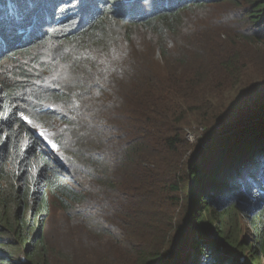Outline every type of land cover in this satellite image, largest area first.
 I'll list each match as a JSON object with an SVG mask.
<instances>
[{"label": "trees", "instance_id": "16d2710c", "mask_svg": "<svg viewBox=\"0 0 264 264\" xmlns=\"http://www.w3.org/2000/svg\"><path fill=\"white\" fill-rule=\"evenodd\" d=\"M126 27L147 45L111 44ZM253 62L264 76V0H0V264H98L74 249L88 231L104 264H264V99L241 91ZM24 114L71 123L52 140L65 169ZM54 202L65 232L45 226Z\"/></svg>", "mask_w": 264, "mask_h": 264}, {"label": "rangeland", "instance_id": "374dc122", "mask_svg": "<svg viewBox=\"0 0 264 264\" xmlns=\"http://www.w3.org/2000/svg\"><path fill=\"white\" fill-rule=\"evenodd\" d=\"M222 5H217L216 9L219 11V8ZM118 29L119 30H117L116 35H114L112 37V39H114V40H113V42L112 41L110 42L111 44H117L116 46H122L124 44H129L130 46H139V45L140 46H146L147 45V42L142 39L143 35H142L141 28H139V27H134V28L133 27H126L123 30L120 28H118ZM140 39L143 40V43L140 41ZM137 42L139 43V45L136 44ZM168 42H169V46L173 45V43L171 42L170 39L168 40ZM143 51H145V50H143ZM158 51H159V48L155 52H153V50H151L149 52L147 51L146 53H149L151 55L154 54L155 57L157 59H159L160 54ZM13 70H14V68H12V66L10 64H8L7 61L4 62V68L2 69V71H7L9 73H12ZM262 70H263V68L260 66V64L257 67H255V62L251 63L247 67V72L244 73L245 77L241 83L242 84L241 91H244L245 94H248L249 92L253 91L255 93V95H252L253 98L261 96V100H259V103L261 102V106L259 108L262 107V105H263L262 100L264 99V76H261ZM63 74H64L63 69H61V68L53 69L52 72L47 75L48 78L44 82L43 85L54 86L56 84V82L58 80L62 79V76H64V75L66 78H68V75L66 73L64 75ZM63 81H64V79H63ZM260 89L262 91H259ZM30 102H34V99H30ZM53 107L58 109V111H59V109L62 110L61 105H59V106L53 105ZM188 109H189V107H183V110L185 112H187ZM66 110H67V108H66ZM59 112H61V111H59ZM66 113L67 112H65V115H66ZM25 117H27L28 119H25ZM23 118L30 125V127L32 126L33 128H35L38 131V135L41 139L43 138L44 140H48L51 142H53L52 141L53 137L56 136V133L60 130V128L61 129L65 128V130L67 132L68 131L72 132V129H73L70 125L71 123L66 124V122H64V121H53L52 126H56V128L55 129H48V128L36 126L31 121L30 117L26 114H24ZM244 118L245 117L242 118L241 115H237L234 118V122L239 121V120L244 119ZM29 120L31 121V123H29ZM186 132H187L186 137L189 140V142H191L193 144V146L194 145L196 146L198 143H200L202 141L203 138L206 137L205 136L206 131L204 129H202L201 127H192L191 129H188V130L186 128ZM65 135H67L69 137V139L72 137V133L71 134H65ZM227 138L229 139V141L226 144L225 149L229 148V144L232 142L231 134H228ZM69 145H70V143H69ZM64 147H70V149H71V146H67L66 144L64 145ZM44 148H45V150L48 149L46 147V145H44ZM44 148H42V149L44 150ZM210 148H212V147H210ZM48 150L52 153V157L54 158L55 162L57 164H59V166H61L65 169V166H67L65 163V159H66V161H68L65 151H63L62 149L59 150V148L55 149L56 151L50 150V149H48ZM208 151L211 152L210 149ZM221 151H222V149H219L218 154ZM198 160H200V159H198ZM74 186L78 189L80 188L79 186H77V184H74ZM147 205L148 206L153 205V199L150 200L147 203ZM183 208H185L184 211H182ZM183 208L180 209L179 203L175 202L174 213H173L172 217L174 219L176 216H180V219L184 216L187 217V203L184 204ZM47 216H49L47 218V223L45 225L48 227L47 229L54 228L55 229V230H53L54 232H56V230L57 231L61 230V232H65L68 230L66 228V226L64 228H62V227L66 224L67 217H69V215H68V212L65 209V207H63L60 203H58V202L51 203ZM249 227H250L249 224H246L244 221L241 222V231L244 234L247 233V231L249 230ZM88 234H89V237L86 238L85 240L80 239V241H76V239H74V246H75L74 249H77L79 252H81V254H83L85 256V259H84L85 262H96L98 264H104V263L100 262L99 254H98V252L95 251V245H97V242H98L97 236L90 235L89 231H88ZM64 239H66L64 236L59 238V240H64ZM99 240H100V237H99ZM101 240H103V239H101ZM85 241L89 242V243L85 244ZM147 244L149 246H151V242L149 240L147 241ZM151 247H153V246H151ZM159 247H160L159 245H156L154 248H159ZM152 251H153V249H152ZM196 261H198L200 264H202L204 259L198 256ZM105 263L106 264H125L126 262H125V260H123L121 258L113 257V258L108 259Z\"/></svg>", "mask_w": 264, "mask_h": 264}, {"label": "clouds", "instance_id": "9594fccd", "mask_svg": "<svg viewBox=\"0 0 264 264\" xmlns=\"http://www.w3.org/2000/svg\"><path fill=\"white\" fill-rule=\"evenodd\" d=\"M37 134H38V133H37ZM38 136H39V135H38ZM42 142H43V145H46L47 148H51L50 150H52V149L55 150V149L57 148V147H56L57 145H56L54 142H51V141H50L51 144L55 145V147L50 146V143H49V142H46L45 140H43V138H42Z\"/></svg>", "mask_w": 264, "mask_h": 264}, {"label": "snow or ice", "instance_id": "6c2138e0", "mask_svg": "<svg viewBox=\"0 0 264 264\" xmlns=\"http://www.w3.org/2000/svg\"><path fill=\"white\" fill-rule=\"evenodd\" d=\"M130 2H135V0H130ZM25 119H28L27 117H25ZM29 123H31V121L29 120ZM49 143H51L50 141H49ZM53 147H55V145H52Z\"/></svg>", "mask_w": 264, "mask_h": 264}, {"label": "water", "instance_id": "95a60500", "mask_svg": "<svg viewBox=\"0 0 264 264\" xmlns=\"http://www.w3.org/2000/svg\"><path fill=\"white\" fill-rule=\"evenodd\" d=\"M52 145H53V144L50 143V146H52ZM203 147H204V145H203Z\"/></svg>", "mask_w": 264, "mask_h": 264}, {"label": "bare ground", "instance_id": "6f19581e", "mask_svg": "<svg viewBox=\"0 0 264 264\" xmlns=\"http://www.w3.org/2000/svg\"><path fill=\"white\" fill-rule=\"evenodd\" d=\"M44 140V139H43ZM46 142H49L48 140H45Z\"/></svg>", "mask_w": 264, "mask_h": 264}]
</instances>
